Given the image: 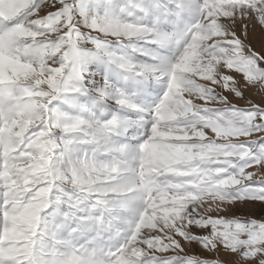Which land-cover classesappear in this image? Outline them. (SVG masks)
<instances>
[{"label":"snow or ice","instance_id":"6c2138e0","mask_svg":"<svg viewBox=\"0 0 264 264\" xmlns=\"http://www.w3.org/2000/svg\"><path fill=\"white\" fill-rule=\"evenodd\" d=\"M257 206L264 0H0V264H264Z\"/></svg>","mask_w":264,"mask_h":264},{"label":"rangeland","instance_id":"374dc122","mask_svg":"<svg viewBox=\"0 0 264 264\" xmlns=\"http://www.w3.org/2000/svg\"><path fill=\"white\" fill-rule=\"evenodd\" d=\"M254 46L259 49V44L254 40L253 41ZM229 218L233 216H238L241 218H246V219H251L255 218L258 221H264V207L262 206H257L253 209H245V208H237L234 213L228 214ZM202 249L200 246H194L192 251L189 254H201ZM201 258H210L206 254L202 255ZM214 258V257H211Z\"/></svg>","mask_w":264,"mask_h":264}]
</instances>
